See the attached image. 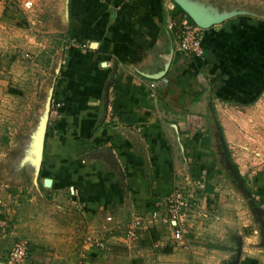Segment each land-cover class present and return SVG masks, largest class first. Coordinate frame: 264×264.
<instances>
[{
  "label": "crops",
  "instance_id": "obj_1",
  "mask_svg": "<svg viewBox=\"0 0 264 264\" xmlns=\"http://www.w3.org/2000/svg\"><path fill=\"white\" fill-rule=\"evenodd\" d=\"M170 1L70 0L66 24L63 3L51 0L68 44L53 95L60 106L50 114L41 169L53 183L45 187L43 181V188L71 193L94 217L97 233L104 240L110 234L116 256L100 253L99 264H264V231L236 232L243 242L237 263L231 262L233 247L217 245L221 233L210 215L227 197L216 181L200 186L209 164L190 165L186 157L195 139L191 118H202L206 106L203 95L194 99L203 90L193 89L191 76L198 68L214 75L224 66L216 49L229 38V21L203 29L205 54L195 58L177 49L178 27L188 19L175 14ZM102 148L111 149L117 162ZM255 185L257 198L264 199V179ZM175 190L190 201L181 240L167 223L165 202ZM8 200L0 187V218ZM158 209L161 219L146 225L138 240L122 237L127 220ZM227 221L223 238L233 232Z\"/></svg>",
  "mask_w": 264,
  "mask_h": 264
},
{
  "label": "rangeland",
  "instance_id": "obj_2",
  "mask_svg": "<svg viewBox=\"0 0 264 264\" xmlns=\"http://www.w3.org/2000/svg\"><path fill=\"white\" fill-rule=\"evenodd\" d=\"M27 1L32 6L26 7ZM207 1L221 10L245 13L226 22L229 38L216 49L224 66L214 75L198 68L191 76L193 89L203 90L206 106L202 118H191L195 139L186 157L190 165L209 164L199 177L201 184L216 181L227 197L210 216L221 233L217 245H226L227 251L233 247L231 262L237 263L243 242L236 232L264 231V199L257 198L255 185L264 179V0ZM62 22L51 0H0V187L9 193L0 218V261L5 264L14 244L22 240L30 246L29 264H99L100 253L115 254L110 234L104 240L97 233L94 217H87L79 200L68 191L60 195L43 188L42 170L35 183L34 165L25 160L48 90L55 89L61 71L68 44ZM227 219L233 232L223 238ZM128 222L119 229L125 240H131L126 236ZM225 252L218 251L222 258Z\"/></svg>",
  "mask_w": 264,
  "mask_h": 264
},
{
  "label": "built area",
  "instance_id": "obj_3",
  "mask_svg": "<svg viewBox=\"0 0 264 264\" xmlns=\"http://www.w3.org/2000/svg\"><path fill=\"white\" fill-rule=\"evenodd\" d=\"M26 7L32 6L31 1L25 2ZM203 28L184 20L178 27V51L193 56L195 58H202L205 54V46L202 36ZM156 83L150 82V87L154 89ZM60 106V103H52L51 112L55 111L56 107ZM201 187L205 185L199 183ZM168 211L167 223L173 229V236L176 240H181L184 237V228L181 224V220L185 209L189 206L190 201L187 195L183 191H174L166 198L165 202ZM162 216L161 209L154 210L147 215H142L132 219L126 224L127 232L126 236L131 240H136L140 236V231L148 224L154 223L160 220ZM166 221V220H165ZM30 246L28 241H19L12 247L8 264H29Z\"/></svg>",
  "mask_w": 264,
  "mask_h": 264
},
{
  "label": "water",
  "instance_id": "obj_4",
  "mask_svg": "<svg viewBox=\"0 0 264 264\" xmlns=\"http://www.w3.org/2000/svg\"><path fill=\"white\" fill-rule=\"evenodd\" d=\"M62 3H63L62 16L66 24H68L70 0H62ZM175 4L179 5L191 17L194 23L203 29H208L210 27L228 21L235 16L245 13L244 11L239 9L221 10L219 7L208 2L207 0H172L170 7L173 8ZM103 64L105 65V63ZM57 71H59V68L57 69ZM53 95H54V87H51L48 90V95L45 100L44 110L42 114L39 116L38 123L36 124V127L32 132L31 147L27 148L25 151L26 153L25 160H29L34 165L35 168V173L33 178L35 183L38 179V175L43 165L47 130H48V124L50 120V114H51L52 103L54 98ZM101 151L108 153L117 162V159L111 149L102 148ZM225 153L227 157H229L226 146H225ZM229 163L234 174L237 176L240 182L243 183L242 181L243 179L240 176L238 169L230 161V159H229ZM43 181L45 187L52 186L53 183L52 178L47 177L44 178Z\"/></svg>",
  "mask_w": 264,
  "mask_h": 264
},
{
  "label": "trees",
  "instance_id": "obj_5",
  "mask_svg": "<svg viewBox=\"0 0 264 264\" xmlns=\"http://www.w3.org/2000/svg\"><path fill=\"white\" fill-rule=\"evenodd\" d=\"M173 12L175 14H179L180 13L182 15V18H187L189 20V22L194 23V21L191 19V17L179 5L175 4ZM202 95H203L202 91H200L198 93L194 92V99H196V101H198L202 97ZM165 252H170V251L166 250Z\"/></svg>",
  "mask_w": 264,
  "mask_h": 264
},
{
  "label": "flooded vegetation",
  "instance_id": "obj_6",
  "mask_svg": "<svg viewBox=\"0 0 264 264\" xmlns=\"http://www.w3.org/2000/svg\"><path fill=\"white\" fill-rule=\"evenodd\" d=\"M53 101H54V98H53Z\"/></svg>",
  "mask_w": 264,
  "mask_h": 264
}]
</instances>
